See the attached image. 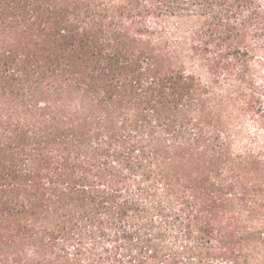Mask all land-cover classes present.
<instances>
[{
	"label": "trees",
	"instance_id": "1",
	"mask_svg": "<svg viewBox=\"0 0 264 264\" xmlns=\"http://www.w3.org/2000/svg\"><path fill=\"white\" fill-rule=\"evenodd\" d=\"M0 264H264V0H0Z\"/></svg>",
	"mask_w": 264,
	"mask_h": 264
}]
</instances>
